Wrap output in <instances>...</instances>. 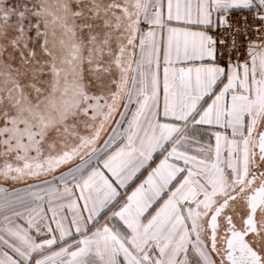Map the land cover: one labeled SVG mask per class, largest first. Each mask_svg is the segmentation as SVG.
I'll use <instances>...</instances> for the list:
<instances>
[{"label":"snow or ice","instance_id":"obj_1","mask_svg":"<svg viewBox=\"0 0 264 264\" xmlns=\"http://www.w3.org/2000/svg\"><path fill=\"white\" fill-rule=\"evenodd\" d=\"M75 3L0 0V25L18 33L0 31V60L9 47L20 60L0 63V179L25 183L0 188V264H264V43L247 35L264 41V0ZM94 26L106 31H89L85 57L77 28ZM203 125L215 145L193 152Z\"/></svg>","mask_w":264,"mask_h":264},{"label":"flooded vegetation","instance_id":"obj_2","mask_svg":"<svg viewBox=\"0 0 264 264\" xmlns=\"http://www.w3.org/2000/svg\"><path fill=\"white\" fill-rule=\"evenodd\" d=\"M37 2H45L47 3L48 6H50L52 8L53 11L56 10L55 6L58 2V0H6V4L9 8H14L17 11L23 10L25 5H28L29 7H31L32 5H34ZM85 2H87V0H85ZM110 2V0H103V3H108ZM71 4H72V8L75 9L77 7L75 0H71ZM86 15L87 13V9H85ZM35 18L34 17H29L28 19L25 20V25H27L30 22H34ZM91 23L95 24H102V21H90ZM12 23L13 25L16 23V17L13 16L12 17ZM77 25L84 23V20L82 19H77L76 21ZM142 27V25H141ZM0 31L3 32H7L9 37H14L16 35H18V33L15 31L14 27H5L0 25ZM52 31L53 28L50 25L49 29H48V40H49V48H52L53 45V36H52ZM89 31H91L92 33H103V31H106L105 29L99 28V27H93L91 30L85 28L83 30H81L80 28H77V39H83L85 42V48L83 51V55L85 57H87L88 55V47L89 45L87 44V40H88V35H89ZM62 35V32L59 28L56 29V38L55 41L57 43V47H59V39ZM29 36L31 37L28 41L29 46L33 49L36 50L37 53V60L43 61L45 59H48L46 56L43 55L42 51H41V43L35 38L33 33H29ZM0 43H7L6 40H0ZM114 46V45H113ZM10 56H14L15 59H10ZM0 63H11L13 66H18L20 64V60H19V56L18 54L15 52L14 49H12L11 47L8 48L7 52L4 54L3 59L0 60ZM87 64H85V68H87ZM86 77H87V72L85 73ZM23 79V78H22ZM79 131L82 134H86V130L84 129L83 125L80 126ZM61 149V145L59 142H57V151H59ZM11 159V158H10ZM13 163H15V161H12ZM3 164V158H0V165Z\"/></svg>","mask_w":264,"mask_h":264},{"label":"crops","instance_id":"obj_3","mask_svg":"<svg viewBox=\"0 0 264 264\" xmlns=\"http://www.w3.org/2000/svg\"><path fill=\"white\" fill-rule=\"evenodd\" d=\"M181 2L183 3L184 0H181ZM163 3L165 4V13H166L167 0H163ZM171 26H181V25H178L175 21H173V22H171ZM142 28H145V26L142 25ZM193 30H195V28ZM161 39H163V42L166 45V40H167V32H166V30L164 31L163 34H161L159 31L157 32V40L160 41ZM161 75H162V72H161ZM110 130L111 129L109 128L107 131L109 132ZM217 130L218 129H216V128L212 127V126H208V125L197 126L196 129H194V130H192L190 132V137H189L190 149L194 152L198 146L207 147L208 145L211 144L214 147V145H215V137H214L213 133L215 131H217ZM104 140L105 139H103L101 141V143L99 144L98 148H102L103 147V144H104L103 141ZM197 142H199V144H197ZM160 158L161 157L159 156V154H156V156L154 157L153 163L154 164L158 163ZM93 163H95V162H93ZM146 177H147V170H142V172L138 174L137 178L135 180H133L132 182H130L129 185L126 188L119 189V191L121 193V197L126 199V194L130 195L131 192L135 190V187H137L139 185V183H142L143 180L146 179ZM20 189L21 188L16 189V190H20ZM16 192H13V194L16 193ZM48 215L50 216L51 213H48ZM64 215H66L70 219L72 213H71V211L65 210ZM0 220H2V214H0ZM238 221L239 220H237V224L239 225ZM65 223L67 224V220L65 221ZM53 227H55L54 224H53ZM53 247L55 248L56 246H53ZM193 259H195V258L193 257Z\"/></svg>","mask_w":264,"mask_h":264},{"label":"built area","instance_id":"obj_4","mask_svg":"<svg viewBox=\"0 0 264 264\" xmlns=\"http://www.w3.org/2000/svg\"><path fill=\"white\" fill-rule=\"evenodd\" d=\"M240 15H241V13L238 12L231 18L233 23H238L239 22ZM244 15H248L249 16V21H248L249 28H258L260 26V22L258 20H254L253 19V16L255 15L254 13H252V14L244 13ZM214 34H216V33H214ZM220 34H223V30H221ZM232 35H233L232 32L226 33V36L229 39V41L231 40ZM247 35L253 42H256L258 44L259 43H264V41L258 39L259 34L257 32H255V31H249ZM238 40L241 42V46L238 48L237 51L240 54L239 58H240L241 62H243V61L248 60V56L246 55L247 40H246L244 35L238 36ZM219 63L221 65H225V64L228 63V61L225 60V59H221L219 61Z\"/></svg>","mask_w":264,"mask_h":264},{"label":"rangeland","instance_id":"obj_5","mask_svg":"<svg viewBox=\"0 0 264 264\" xmlns=\"http://www.w3.org/2000/svg\"><path fill=\"white\" fill-rule=\"evenodd\" d=\"M107 134H108V131L106 130L105 133L103 134V136L101 137V140L98 142L97 147H99V144L101 143V141L103 139L107 138ZM61 171H63V169H61ZM42 179H44V178H42ZM29 183L35 184V183H39V181H29ZM24 187H25V183L24 182H13L11 180H2V179H0V188L7 189V192H8L9 195L13 194V192L18 191L16 189H19V188L22 189Z\"/></svg>","mask_w":264,"mask_h":264}]
</instances>
